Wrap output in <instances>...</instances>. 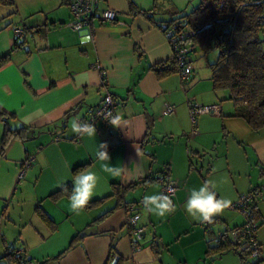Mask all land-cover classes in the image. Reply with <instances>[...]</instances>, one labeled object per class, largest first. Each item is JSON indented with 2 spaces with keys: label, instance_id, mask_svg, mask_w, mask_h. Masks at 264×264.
Returning a JSON list of instances; mask_svg holds the SVG:
<instances>
[{
  "label": "crops",
  "instance_id": "obj_1",
  "mask_svg": "<svg viewBox=\"0 0 264 264\" xmlns=\"http://www.w3.org/2000/svg\"><path fill=\"white\" fill-rule=\"evenodd\" d=\"M106 5L119 11L118 21L94 20L90 28L80 29L67 25L70 13L61 0H14L0 11V55L11 46L13 23L27 30L22 46L12 49L10 60L0 66V106L15 113L12 126L32 129L31 138L12 137L0 153V199L18 192L30 201L22 225L34 241L45 242L60 227L63 232L31 254V242L24 239L28 252L22 247V253L35 264H213L226 251L203 260L208 238L241 225L246 217L236 222L227 209L208 219L194 217L184 206L188 190L211 181L217 198L230 202L264 184V127L253 130L244 119L230 116L228 92L221 91L224 102L216 101L219 91L211 81L199 85L194 66L187 80L176 72L157 76L150 65L170 59L172 49L155 19L132 13L126 0H106ZM106 89L116 101L118 126L95 122L94 137L73 131L66 120L85 117ZM190 99L219 105L216 113L196 116L192 138L187 136ZM165 103L174 105V111L163 113ZM38 129L61 138L32 149L28 143L38 139ZM3 132L0 121V140ZM100 143L106 144L108 159L99 155ZM53 146L59 150L56 165L47 155ZM34 153L35 163L29 165L39 166L38 185L23 193L26 183L18 184V176ZM85 162L84 168L99 176V191L75 210L69 206L71 190L59 189L71 184L73 167ZM106 163L119 167L120 174L109 175ZM46 167L53 175L41 180ZM144 177L153 179L132 184ZM157 177L177 184L175 207L163 216L149 211L144 200L160 192ZM123 201L134 203L139 212L137 224L144 228L140 237L125 224ZM249 204L255 220L264 222L255 199ZM37 206L54 221V229L36 213ZM11 246L16 245L0 230V258ZM231 252L233 264L246 263Z\"/></svg>",
  "mask_w": 264,
  "mask_h": 264
},
{
  "label": "trees",
  "instance_id": "obj_2",
  "mask_svg": "<svg viewBox=\"0 0 264 264\" xmlns=\"http://www.w3.org/2000/svg\"><path fill=\"white\" fill-rule=\"evenodd\" d=\"M128 1L132 13H141L154 22V18L146 9L136 5L132 0ZM13 3L14 0H0V4L3 5ZM263 10L264 0H199L196 6L179 16L168 20L156 21L155 19V23L162 31H164L163 23L172 24L177 29L192 30L190 36L185 38L186 41L194 44L192 51L197 47L204 55L212 49L217 50L215 60L209 63L212 89L227 91L226 98L232 103L230 116L244 119L253 130L264 127V28L258 21ZM23 29L24 36L19 38L14 35L10 48L0 55V66L10 60L12 49L22 46L27 32L26 28ZM28 52L27 50L26 53ZM150 68L159 77L171 72L177 73L178 70L173 55L170 59L151 64ZM15 117L13 111H7L0 106V121L4 126L0 140V153L12 137L20 138L23 141L31 137L32 129L30 127L25 125L15 127L10 124L11 119ZM55 136L58 139L61 138L58 134ZM29 157L31 156L27 158ZM86 164L85 162L75 165L73 172L83 169ZM163 178L168 179V177ZM152 179L144 177L132 184ZM70 188L71 184L67 183L59 191H69ZM252 205H248L249 216L255 220V209ZM36 213L51 229L55 228L54 221L39 206L36 208ZM245 217L247 218V215ZM244 222L213 234V237L210 236L207 240L208 246L203 260H210L214 256H220L225 251L232 250L242 262H248V250L243 246L244 236L241 230H238V240H233L227 234L232 228L241 227ZM221 235L224 237H220ZM212 240L214 242H211ZM4 256L8 264H18L21 259L25 258L31 261L30 257L27 258L23 253L16 252L15 246L8 247ZM43 262L41 261L40 264ZM250 264H261V262L250 261Z\"/></svg>",
  "mask_w": 264,
  "mask_h": 264
},
{
  "label": "built area",
  "instance_id": "obj_3",
  "mask_svg": "<svg viewBox=\"0 0 264 264\" xmlns=\"http://www.w3.org/2000/svg\"><path fill=\"white\" fill-rule=\"evenodd\" d=\"M69 9L70 20L67 25L73 29H80L83 27L90 28L94 20L99 23H106L112 21H118L119 11L113 7L106 6L103 9L99 7V2L101 0H61ZM259 23L264 28V10L258 18ZM163 33L165 34L171 49L172 55L176 59L178 70L177 74L181 80L188 78L193 70V64L191 62L190 51L194 47L189 41H186V36H190L192 30L187 28L177 29L174 25H168L163 23ZM13 32L16 37L24 36V29L21 25H14ZM189 51V52H188ZM101 75H104V70H100ZM102 86V84H101ZM190 121L193 124L192 131L196 132L194 127L196 116L200 113H216L219 111V105L217 104H202L192 99L187 101ZM116 101L109 90H105L100 102L90 111L85 117L78 118L77 121L94 123L95 121H102L104 123H109L107 120L110 116H114ZM174 111V105L165 103L163 113H171ZM58 137L55 136L54 140ZM32 157L26 158L23 165L26 166L30 163ZM22 174V170L20 174ZM156 181L160 185V193L167 195L172 201V196L177 188L176 181L173 179H164L163 177H157ZM264 192V184L259 185L248 193L240 195L236 203L232 206L239 207L247 215L244 224L238 228H232L228 231L229 237L233 240H238V230L240 229L243 233V246L248 250V255L256 257V260L263 261L262 256L263 248L261 243L257 240L256 221L249 216V209L247 206L257 195H261ZM123 206L126 210L125 224L129 228L130 232L140 237L144 228L137 224V219L139 217V212L132 202H123ZM220 237H224L221 235ZM22 247L16 249V252L22 253ZM18 264H33L32 261L28 259H21Z\"/></svg>",
  "mask_w": 264,
  "mask_h": 264
},
{
  "label": "rangeland",
  "instance_id": "obj_4",
  "mask_svg": "<svg viewBox=\"0 0 264 264\" xmlns=\"http://www.w3.org/2000/svg\"><path fill=\"white\" fill-rule=\"evenodd\" d=\"M132 1L135 2V4L140 6L141 8L146 9L149 12V14L154 19H157V20H168L170 18L179 16L180 14L191 10L199 2V0H132ZM128 2L129 1L126 0L127 4H128ZM8 6H9L8 4H4V5L0 4V11H3L4 9H8L9 8ZM106 6L107 5H106L105 0H101L99 2V7L101 9H103ZM67 11L69 12L68 8H67ZM69 17H71V16L69 15ZM13 26H14V23L11 25V29L13 28ZM190 55H191V62L194 66V77L199 78L202 81V82H200L201 84H199V85H202L205 81L209 82L210 81V79H209V75H210L209 63L215 60V58L217 56V50L212 49L203 55L202 52L196 47V49L194 51L190 52ZM188 85L190 86V83H188ZM222 90H224V89L217 90V91H219V98L216 99V101H218V102H224L225 101L224 99L220 98V97H222V95H221ZM227 101H229V100H227ZM199 103H201V102H199ZM202 104H204V103H202ZM77 119H78L77 116L72 115L71 117H69L68 120H66V123L68 125H72V122L74 120L77 121ZM97 122H100V121L98 120ZM194 127H195V125H194ZM195 129H196V127H195ZM39 130L40 129H38L37 131H39ZM43 132L44 131L40 130L38 139L35 138V143L28 141L29 142L28 145L32 149H34L36 147H40V148L47 147V146H50L49 144H53V143L57 142V140L53 139L54 136L51 135L49 132H44V133ZM187 134H188L187 135L188 138L193 137L192 124L190 125V128L187 131ZM36 150H37V148H36ZM58 153H59V150L57 148H55L54 146L52 148H49V151L47 153L49 159L52 158V161L55 165H56V163L54 162V156L57 155ZM35 160H36V155L34 153L33 159L30 161V163L34 165ZM29 164L27 166H24L25 169L24 168L21 169L22 174L18 176V178H19L18 184H22L23 182L26 183V185H24L22 187L23 193H25V192L27 193V191H29L30 189H32L33 187L38 185L35 182H36V179L38 178V176L40 175L39 166H37L36 168H34V167L30 168L31 164L30 165ZM46 166H47V163H46ZM195 166H199V165L195 164ZM26 169H28L27 171H29V173L27 175L26 174L24 175V171ZM195 169L196 168H194V170ZM196 171L198 172L197 169H196ZM41 174H42L41 175V180H42V178L51 177L53 175V171L50 169V167H46L44 169V171H42ZM41 180H40V182H41ZM31 186H32V188H31ZM245 193H248V192H244V193L239 194L236 199H234L233 201H230L228 203V205L223 208V209L231 210L228 213L231 214L232 217L236 216V218H235V220H237L236 222H241L243 219H245V214L241 208L234 207L232 205L234 203H236V201L238 200L240 195L245 194ZM28 194H30V193H28ZM21 197H23V196L19 195V193L16 192V194H13L10 197L8 196L7 198L0 199V230L3 231L7 240H13V243H15V245H16L15 246L16 249H18L19 247H23L28 252V246H27L28 243L22 244V241L24 239L29 240L31 242L30 247H29V252L31 254V252L39 251V250H41L42 247L44 248L46 246L44 243H48L50 241V239H53V237H57L58 235H60L63 232H62V228L60 227L61 229L59 228L58 230L52 232L51 235L49 236V238H47L45 240V242H38L37 240L34 241L33 240L34 234L30 231H27L26 227L24 228V226L22 225V222L25 218L24 211L29 210L30 201H25ZM254 199L257 203V206L261 209V211L264 214V192H262L261 195L255 196ZM184 205H185V203H184ZM220 212H226V210L220 211ZM213 214H216V213H213ZM200 220H201V218H200ZM256 223H257L256 236H257V240L261 243V246L263 248L262 256L264 257V222L261 223L259 221L258 222L256 221ZM17 237H18V239H17ZM231 251L232 250L226 251L223 255H221L220 258H216L214 260V262L212 261L213 264H233V262L229 258L230 254H228ZM231 253H233V252H231ZM247 258H248V262H246L245 264H250V261H256V257H254L252 255H248ZM1 259H2V261H0V264H8L5 256L0 258V260ZM260 262H261V264H263L264 260L260 261Z\"/></svg>",
  "mask_w": 264,
  "mask_h": 264
},
{
  "label": "clouds",
  "instance_id": "obj_5",
  "mask_svg": "<svg viewBox=\"0 0 264 264\" xmlns=\"http://www.w3.org/2000/svg\"><path fill=\"white\" fill-rule=\"evenodd\" d=\"M24 119H30L24 117ZM112 126H118L120 116H110L107 120ZM72 130L80 132L83 135L94 137L96 134V128L93 123L90 122H72ZM99 155L108 159V153L106 151V144L100 143ZM105 171L111 176H117L120 174V168L115 165L106 163L103 165ZM211 181H206L198 188L193 187L188 190V195L185 201V208L192 216L199 215L203 219H208L213 213L220 212L229 203L226 198H217L216 193L209 188ZM99 191V176L93 169L83 168L76 172L72 176L71 191L69 194V206L72 209H82L88 202L90 197ZM148 205V210L156 213L157 215H165L173 210L175 207L167 195L162 193H153L144 197Z\"/></svg>",
  "mask_w": 264,
  "mask_h": 264
}]
</instances>
